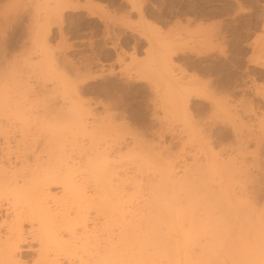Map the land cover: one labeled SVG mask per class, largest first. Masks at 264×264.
Instances as JSON below:
<instances>
[{"label":"bare ground","instance_id":"6f19581e","mask_svg":"<svg viewBox=\"0 0 264 264\" xmlns=\"http://www.w3.org/2000/svg\"><path fill=\"white\" fill-rule=\"evenodd\" d=\"M14 2L12 1L14 5L17 4V1L16 3ZM29 2L31 1L29 0ZM234 2L235 6L233 7L236 9L234 11L240 13L244 5L241 0H234ZM255 2L260 12H258V15L253 16L254 27L258 28L262 34L259 35L258 33L250 42V46L254 56V64L264 67V0H255ZM47 3L50 5L49 2ZM37 5L39 6V4ZM52 5H54V8L50 10L46 9V5L44 6L43 4L46 12L44 9L41 13H45L44 15L40 14V12L38 13L39 10H36L39 19H36V13L31 15L35 18H33L32 34L30 33L33 40L31 42L34 44L32 53H35L37 59L30 63V67H32L31 70H36L35 73H40V76L41 74L49 75V73H53L52 70L55 68L53 65L55 55H53V52L51 53L52 49L50 50V47H48L45 26L49 25L47 22L51 18L58 19L61 17L63 9L68 7L64 0H55ZM51 7L49 6V8ZM1 11L0 15L2 14ZM40 15L43 16L40 17ZM44 23L47 25L44 26ZM214 24L207 31L205 30L204 39L208 41L211 39L226 40L225 31L222 30L220 22L218 24L215 22ZM4 25L6 26V23ZM149 27L152 28V26ZM28 29L30 30V28ZM43 29L45 33H43ZM183 30L186 32V29L183 28ZM157 47L160 50L158 49L156 56L155 54L152 57L150 56V64L148 63L149 66L147 67L149 68L148 71H153L152 73L157 77V82H160V86L162 85L161 104L164 108V114L170 113L171 116L174 115L172 117L175 119L176 116L182 118V123L180 124L182 130L179 131L184 133V136L182 137V134L178 138L180 140L183 138L191 139L196 132L194 127L196 126L198 130L197 126L204 124L201 121L202 118L201 120H192L187 112L192 98L195 96H202L203 98L204 96V99L205 97L211 98H209V104L214 112L211 113L216 115L219 113L220 118L223 117L224 121L226 117L229 120V125L230 121L232 122L234 141L228 148L226 147L227 149L222 147L218 151H213V147L210 146L212 142L206 141L212 136L213 129L208 128L207 130L205 128L203 133L199 129L198 131L202 135L198 137L196 146L194 147L193 145L189 149H185V146L181 145V148H183L176 155L175 153L171 155L170 152L166 151L165 154L161 153L163 155L157 154L158 151L155 150V153L152 148L144 146V143L140 144L135 141L133 147L130 146L129 148H133L137 152L126 155L129 157L134 155L138 158H136L138 164L134 165L136 168L133 166L135 171L133 168L131 169L133 170L131 171L132 176L129 170H127L128 172L126 171L129 163L124 162L126 169L122 168V166L125 168V165H121L123 162L119 163V161L121 162L119 159H125L124 153L127 154L132 149L128 151V148H126L128 152L121 153L123 155L121 156L118 152H120L122 147L118 146L116 151L114 149L115 154L108 151L106 144L101 145V139L96 138L97 135L93 132L94 130L90 131L87 128V115L90 114V110L83 106L82 103L78 105L80 103L79 100L77 103L73 96L67 94L68 90L66 88L68 87H66L65 83L58 79L53 84L54 86L52 85L53 87L50 86L51 90L48 89L50 93H59H57L58 103L56 99L49 98V96L43 97V95H40L41 97L38 98V92L34 93L33 91L31 94L33 87L28 77L21 76L23 75L21 72V75L19 73L18 75L16 74L18 70L14 67L16 66L14 65L15 63L10 66L6 62L7 60L2 62L0 59V131L2 132L0 134L3 135L2 141L4 143V146L2 143V145L0 144V150L11 148L9 145L11 141H8L7 136L9 130L5 127H14L12 125L15 123L19 132L18 137L12 140L15 147L12 146L15 149L12 153L13 156L11 154L13 159L5 155L8 151L2 152L7 157L6 161H2V156L0 155V211L3 212L0 222L4 223V230H0V264H264V206L257 207V204L254 203L258 202L257 195H259L260 191L257 192V195L254 192L253 196H246L242 190H236L237 187H240L246 181L247 174L242 171L247 168L248 163H254L253 166L257 165V170L262 177L253 180V182L257 185L258 190H264V162H261L255 154H252L254 151H249V154L252 152L250 156L252 158L248 163V159H245L248 153L247 143L252 139L250 140L249 136L251 133H247L248 130L244 129L246 124L244 117L247 116L246 112L253 109L250 105L244 103L236 104V100H228L226 95L222 99L213 97V94L216 95L227 90L228 83L227 85H221V83L220 86H213L210 81H207L208 79L201 81V79L198 80L197 75L179 74V71L176 72L172 54L177 52L172 49V41L167 34L159 38ZM153 52L152 50L151 54ZM202 53L204 55L207 52L204 49ZM27 59L29 61L32 60L30 57ZM29 61L25 59V62ZM3 69L6 71H3ZM145 69L147 71V68ZM135 72L137 73V71ZM139 72L136 75H139ZM143 74L141 73L140 75L143 76ZM51 75L53 78V74ZM41 78L43 79V76ZM41 78L40 80L45 82L46 79L42 80ZM75 83L72 85L73 87ZM42 84L44 85L45 83ZM43 85L41 87H45ZM210 86H213V89L210 88L211 90L208 91L207 87L209 88ZM44 92L47 91L45 90ZM161 95L159 96L161 97ZM53 97L56 98V95H53ZM37 104L40 108L39 113L37 112L38 107L36 108ZM104 108L108 110L110 106H105ZM207 113L209 114V112ZM33 114L36 116L31 120L30 117ZM208 116H211V114ZM255 119L258 121L256 124L259 127L258 134L255 133L258 136L260 135L259 137H264V115L260 119L259 117ZM29 121H32V123ZM98 122L96 121V124ZM209 122L214 125L216 121L214 123L212 121ZM210 124L207 125L210 126ZM89 126L91 125L89 124ZM181 127L179 126V128ZM65 128H68L67 130L70 128L69 131L72 128L71 132L75 135L76 133H80L81 136L89 135L87 144H82L80 141L75 143V138L67 139L70 143L73 141L72 145L75 144V149L77 148L75 151L77 153L76 157L72 156L71 151L74 150L72 146L67 147L69 149L65 147L69 144L66 145V139H63ZM12 129L15 130V127ZM35 132H38L39 135L35 134ZM74 134H71L70 137ZM212 134L213 136L215 135L214 132ZM259 137L254 135L255 144L253 145H256V147L259 146L257 139ZM105 138L103 137L102 139L105 140ZM202 140L206 141L208 146H204L205 142L203 145ZM190 145L192 144L190 143ZM223 151L226 152V155L222 157ZM183 157L185 159H182L180 164L178 162L179 165L177 166L176 158H180L181 161ZM186 157L190 159L187 160ZM132 158L134 160V157ZM116 160H119L118 163L121 166L118 165ZM119 168L124 171L119 170ZM177 168H180V170ZM140 173L145 174V176ZM243 178H245L244 182ZM54 184L60 185V195L57 193L55 196V193H51L50 187ZM236 185L237 187L235 188L234 186ZM137 192H139V196L142 193L138 201L137 199L134 200L135 197H139L136 196ZM90 207L95 210L93 214L89 213ZM97 215L102 216L101 221H97ZM114 216L116 217L115 219ZM23 223L28 224L27 230H24ZM28 251H35V253L33 252L35 255H31V258L26 259L25 253H28Z\"/></svg>","mask_w":264,"mask_h":264},{"label":"rangeland","instance_id":"374dc122","mask_svg":"<svg viewBox=\"0 0 264 264\" xmlns=\"http://www.w3.org/2000/svg\"><path fill=\"white\" fill-rule=\"evenodd\" d=\"M12 1L13 2L15 1L14 3H16V1H17V4L14 5L12 3ZM30 1L31 2H29V0H20L19 2H18V0H0V9L2 10V11L0 10L2 13L0 15V26L2 25L0 27V33H1L0 34V59L2 60V62L7 60L6 62L10 66H12L15 63L14 65H16V66H14V67H16V69L18 70V72L16 74L17 75H18V73H19V75L23 74L21 76H25V78L28 77V80L31 83V86L34 89V90L32 89L31 94L33 93V91H34V93L38 92V94H39V95H37L38 98L41 97L40 95H43V97L49 96V98L56 99V101L58 103V99H57L58 98V95H57L58 92L57 93L56 92L50 93V92H48L49 91L48 89L51 90V87L54 86L53 84L55 83V81H58V79H59V81H62V83H65L66 87L69 88V89L66 88L68 90L67 94H70L71 96H73L74 100H77L76 101L77 103L79 100L80 103H78V105H80L82 103L83 106L87 107L90 110V114L87 115L88 116L87 117L88 123H86L87 128L90 131L94 130L93 132L97 135L96 138L101 139V141H100V139H98L101 142L100 144L101 145L106 144L105 146L108 148V151L110 153H112V152L115 153L114 149L116 151L118 146H120L123 148V149L121 148L120 152H118L120 155H121V153L123 154L124 152H128L129 149H132V151H130L129 153H127V154L124 153L125 156L131 155L134 152H137L133 148H129L130 146L133 147V143L136 141L137 143H140V144L144 143L143 145L144 146L146 145V147L148 146V147L152 148L155 153H156V151H158L157 154H159V153L165 154L166 152H170L171 155H173L174 153L176 155L178 152H181V149L184 146H185L184 147L185 149H189V147H191L193 145L195 147L197 142H198V137H200L202 135L201 133L204 132L203 129H205V128H207V130H208V128L213 129L212 133L214 132V134H215L213 136V134L211 133L212 136H210L208 139H206V141L209 140L212 142V144H210V146L213 147V149H214L213 151H218L222 147L228 148L229 145L231 143H233V141H234V133H233L234 131L232 128V122L230 121V125H229V122H228L229 120L226 119V117H225V121H224V119H222L223 117L220 118L219 113L217 115L213 114L214 112L211 109L210 104H209L211 98L209 97L210 98L209 99L208 97H205V99H204V96H203V98H202V96H200V97L195 96L194 98H192V100L189 103L190 108L188 109L187 112L190 114V118L192 120H201V118H202V120H201L202 123L205 124L207 122L206 125L201 124L200 126L199 125L197 126L201 130V133H199V131H198L199 129L197 130L196 126L194 127L196 132L194 134V137H192V138H194L193 140H191L192 138L189 140L185 139V138H183L182 140L179 139L182 134H183L182 137L184 136V133H180V131L182 130V127L180 125L182 123V118H180V116L179 117L176 116V119H175L174 117H172L174 115L171 116L169 112H168L169 114H167V115L164 114V112H163L164 108L161 104V102H162V95H161L162 94L161 93L162 92V85L160 86V82H157L158 81L157 77H155V75L152 73L153 71L151 72L149 70L150 71L149 72L148 71L149 68L147 67L150 64V62H149L150 56L152 57V56H154V54L156 56L158 54V49L160 50V48L157 47V41L163 35L167 34L169 36V39H171V41H172V46H173L172 49L174 51L176 50V52H177V53L172 54V58H173L172 60L175 64V67L177 70L176 72L179 71L178 72L179 74L197 75L198 80L201 79V81H205L208 79L207 81H210L213 86H220L221 83H222L221 85H227V83H228V85H227L228 89L224 90L225 92L222 91L221 93H218L216 95L213 94V97L218 98V99H220V98L222 99V97L227 96L228 100H234V101L236 100L237 101V102H235L236 104L244 103V104L250 105V107H252L253 110L246 112L247 116L244 117V121H246V124H247V125L245 124V126L248 127L251 123V125L248 128L244 126V129L248 130L247 133L248 132L251 133V134H249V136H250V140L252 139L250 142L247 143V152L248 153L246 154L245 159L246 160L248 159L247 160V163H248L252 158V157H250L251 153L254 151V153H252V154H255L256 157L259 158V160H261V162H264V152H262L264 150H261V149H264V137H259L260 135L259 136L257 135L258 131H259L258 130L259 127H257L256 123L258 121H257V119H255L256 117L257 118L259 117V119H260V117H262V115H264V67H260L256 64H254V61H253L254 56H253L251 46H250V42L255 38V36L258 35V33H259V35L262 34L258 28L254 27L253 16L258 15V12H260V10L257 9L258 5L255 2V0H243V1L241 0V3L244 5V6L242 5L243 6L242 11L243 10H245V11H243V12L240 11V13L235 12L236 9H235V7H233V6H235L234 0H224V1L223 0L222 1L221 0H133V1L132 0H64V2L67 4L68 7L66 9H63L62 16L59 18L57 17L58 19L51 18L47 22V24H49L50 26L47 25L46 23H44V26L45 25H47V26H45L46 27L45 28L46 33L44 32V29H43V33H45V35L47 36V41H48V45H49L48 47H50V50L52 49L51 53L53 52V55H55V58L57 57L56 59L54 58V64L53 65L55 66V68L53 66L54 70H52L53 73H49L50 76L48 74H43V75L41 74V76H40V73L39 74L35 73L36 70L35 71L31 70L32 67H30L31 66L30 63H33L37 59V56L35 55V53H32V50L34 49V47H33L34 44H32L33 40H32L30 35L32 34L31 29H32V25L34 23L33 22L34 16H31V15H34V13H36L37 14V16L35 14V16L37 17L36 19H39L38 13L40 12V14H43V15L45 14V13H41L45 9V7H44L45 5H46V9L48 8V9L52 10L54 8V5H52V4L55 3V0H53V1L52 0H38V1L30 0ZM47 2H49L50 5H48ZM232 2H234V3H232ZM10 3H12V4L10 5ZM37 4H39V6ZM43 4H44V6H43ZM9 5H10V7H9ZM72 5H73V7H72ZM34 6L36 7L35 10H34V8H35ZM49 6L50 7L52 6V7L49 8ZM31 7H33V8H31ZM3 8H5V9H3ZM46 9L44 10L45 12H46ZM36 10L37 11L39 10L38 13L36 12ZM13 11H14V13H13ZM5 12H6V14L4 15ZM43 15H40V17H42ZM2 17H4V18H2ZM31 19H32V21H31ZM214 19H217V20H214ZM55 20H56V22H55ZM177 21H179V22H177ZM217 21L220 22V25L222 26V30L225 31L224 32V34L226 35L225 38H227V39L224 41L223 40L222 41L221 40H215V39H211L210 41L205 40L204 34L206 33L207 29H209L211 26L215 25L214 24L215 22H216V24H218ZM5 23H6V26L4 25ZM25 23H28V24H25ZM153 24H154V26H153ZM201 24H202V26H200ZM148 25L152 26V28L149 27ZM48 27H49V30H48ZM28 28H30V30ZM183 28L186 29V32L183 30ZM57 29H58V31H57ZM143 29L145 32L143 31ZM243 29H245V30H243ZM201 30H203V31H201ZM117 36H118V38H117ZM149 38H151V39H149ZM182 39H183V42H182ZM31 40H32V42H31ZM148 41L149 42L151 41L154 44H152L151 42L149 43ZM68 45H69V47H68ZM132 45H134V46H132ZM221 45H222V48H221ZM223 46H225V47H223ZM32 47H33V49H32ZM56 47H57V49H56ZM149 47H150V49H149ZM114 48H115V50H114ZM54 49H56V50H54ZM204 49L206 50L207 53H205L203 55L202 51ZM152 50L154 51L153 54H151ZM222 53H224V54H222ZM27 55H29V56H27ZM28 57L32 58V60H30L31 62L29 61V59H27ZM88 58H89V60H88ZM92 58H93V60H92ZM129 58L132 60H130ZM25 59H26V61H29V62H25ZM66 60H67V62H66ZM22 61L24 64L22 63ZM193 63L196 66H194ZM25 64H26V66H25ZM237 64H239V65H237ZM17 65L19 66V69H18ZM20 65H21L22 69H21ZM28 65H29L30 69H29ZM58 65H60V66L62 65L61 66L62 70L60 69V66H58ZM88 65H90V66L88 67ZM126 65H127V67H126ZM58 67H59V69L57 70ZM144 67L147 68V71ZM141 68L143 69V72H142ZM64 70L66 71V73ZM139 70H140V72H139ZM239 70H240V72H239ZM3 71H6V70L3 69ZM25 71L28 72L29 74L26 73ZM31 71H33V72H31ZM55 71L57 73L58 72L59 73L57 74ZM135 71H137V73ZM20 72H21V74H20ZM138 72H139V75H136V74H138ZM82 73H84V75H82ZM141 73L142 74L144 73L143 76L140 75ZM51 74H53V78L51 77L52 76ZM44 75H46V76L44 77ZM58 75L59 76L62 75V76L59 77ZM148 75H150V76H148ZM208 75H209V78H208ZM42 76H43V79L41 78ZM40 78L42 80L46 79L45 82L41 81ZM51 78H52V80H51ZM81 78H83V79H81ZM226 79H228V80H226ZM63 80H65V81H63ZM32 82L34 83V85ZM40 82H41V84L45 83L44 85L42 84L45 87H41L42 85L39 84ZM74 83H75V86L73 87L72 85ZM233 84H234V86H233ZM157 85H158V87H157ZM213 86L212 87L210 86L209 88L207 87V90L209 89L208 91H210L211 90L210 88L213 89ZM233 87H235V88H233ZM73 89H74V91H72ZM45 90L49 94L47 92H44ZM231 90H232V92H231ZM40 93H42V94H40ZM228 93H229V95H228ZM52 94L54 96L56 95V98L53 97ZM159 95H161V97ZM84 101H86V102H84ZM104 105L107 107L110 106V109L106 110L104 108L105 107ZM38 106L39 105L37 104L36 108ZM112 109H113V111H112ZM157 110H158V112H157ZM254 110H255V112H254ZM39 111H40V108L38 107L37 112L39 113ZM194 112H196V113H194ZM207 112H209V114ZM211 112H213V113H211ZM38 113H36V114H38ZM34 114L30 117L31 120L33 117L36 116ZM191 114H193V115H191ZM210 114H211V116H208ZM163 115H165V116H163ZM193 116H196V117H193ZM206 116H207V118H206ZM119 117H121V118H119ZM168 117H170V118H168ZM216 117H218L220 119H218ZM253 118H254V120H253ZM172 119H173V121H172ZM96 121L97 122L101 121V122L100 123L98 122L96 124ZM209 121H212L213 123L215 121L216 122L214 123V125H211ZM29 122L32 123V121H29ZM105 122H106V124H105ZM107 123H109V124L107 125ZM89 124L91 126H89ZM207 124H210V126ZM15 125H16L15 123L12 125L15 127V130L12 129L14 127H11V126L5 127L6 129L9 130L7 132V136H8V141H11L9 143L11 148H9L7 150L5 148L2 151L0 150V152H1L0 155L2 156V159H1L2 161H6L7 157H5L3 155V153H5L7 151L9 152V153L7 152V154H9V155H7V154H5V155L10 157L11 159H13L12 153L14 152L15 147H14V143H12V140L14 138H17L18 134H19V132L17 130V126H15ZM178 125L181 128H179ZM203 126H205V127H203ZM114 127H116V128H114ZM213 127H215V128H213ZM69 130H70V128H69ZM69 130H67L66 132L63 131V133H64L63 139H66V142H67L66 145L68 143L71 144V145L68 144L65 147H66V149H69L67 147L72 146V148H74V150L71 151L72 156L74 155L76 157L77 153L75 151L77 148L75 149V147H76V146H74L75 144L72 145L73 141L70 143L67 141V139L70 140V138H73V139L75 138L76 139V140L74 139L75 143L77 141H80L82 144H87V141H88L87 139L89 138V135L87 136L85 134L86 137H85V135L81 136L80 133H76V135H75L74 133L71 132L72 128H71V131H69ZM69 132L71 134H74V135H72L70 137L71 134ZM73 132H74V130H73ZM172 132H174V133H172ZM36 133H37V135H39L38 132H35V134ZM177 133H178V135H177ZM106 134H108V135H106ZM119 135H120V137H119ZM216 135H218V136H216ZM254 135H255V137H259L257 139L259 141L260 147L259 146L256 147V145H253V144H255ZM2 136L3 135L0 134V144L2 143L4 146V143L2 141V138H3ZM223 136H224V138H223ZM35 137H38V136H35ZM103 137L104 138L106 137L105 140L102 139ZM203 139H205V138H203ZM114 140H116V141H114ZM140 140L141 141L143 140V142H141ZM186 140H187V142H186ZM4 141H5V139H4ZM85 141H86V143H85ZM151 141H154V142H151ZM189 141H193V142H189ZM206 141L202 140L203 145L205 142L204 146H208V145H206L207 144ZM116 142H118V143H116ZM145 142H146V144H145ZM147 143H148V145H147ZM190 143L192 145H190ZM156 144H157V146H156ZM110 145H112V146H110ZM161 145H163V146L160 147ZM181 145L183 146L182 148H181ZM164 147H165V149H164ZM109 148H110V150H109ZM126 148H128V151ZM258 150H259V152H258ZM249 151H252V152L249 154ZM71 152L69 151L70 154H71ZM222 153H223L222 157L226 155L225 154L226 152L223 151ZM11 154H12V156H11ZM161 155H163V154H161ZM121 156H123V155H121ZM126 157H125V159L120 157L121 159H119V160H121V162L119 160L118 161L120 164L123 162V164H121V165H125V168H124V166H122L123 169H126L125 163H129V165H130V163L132 162V164H131L132 166L130 165L131 168L128 165L127 166L128 168L126 169V171L129 170V172L131 174V171H133L136 168V166H134V165L138 164V161L136 160L137 157L134 155H132L131 157H129V156H126ZM132 157H134V160ZM182 159H185V157L181 158V161H180V158L179 159L176 158L177 162L176 161L175 162L177 163V166L180 163H182ZM186 159L189 160L190 158L186 157ZM118 161H117V163H118ZM178 162H179V164H178ZM119 163H118V165H120ZM253 165H254V163H248L247 164V168H245L244 171H242L243 173L247 174L246 175L247 176L246 181L244 182L245 178H243L244 183H242V184L240 183L241 184L240 187H237V185L234 187L235 188L237 187L236 190H242V192L245 193L246 196L247 195L251 196L254 192L257 195V192L260 191L259 195H257L258 196L257 197L258 202H254V203L257 204L256 205L257 207L258 206L261 207V206H264V205H262V204H264V201H262V200H264V190H258L257 189L258 187L253 182V180L260 179L262 177V175L258 172L257 167H256L257 165L256 166H253ZM133 166L135 168H133ZM132 168H133V170H131ZM123 169L119 168V170H121V171H124ZM177 169L180 170V168H177ZM133 174H135V172H133ZM140 174L142 176H145V174L143 175V173H140ZM131 176H132V174H131ZM59 189H60V185H57V184L51 185V187H50L51 193H55V196L57 193L60 195ZM250 190H252V191H250ZM60 192H61V190H60ZM140 195L142 196V193H140ZM136 196H139V192H137ZM141 196H139L137 198L135 197L134 200L137 199V201H138V199L141 198ZM257 199H256V201H257ZM91 209H92V207L89 208V213L93 214L95 210L94 209L91 210ZM1 212L2 211H0V219H2V216H3L2 215L3 212L2 213ZM100 215H97L98 216L97 221L102 220L101 219L102 216H100ZM115 218L116 217L114 216V219ZM3 225H4V223H1L0 228ZM22 226L25 227V228L23 227L24 230L28 229L27 223L26 224L23 223ZM2 228L0 230L3 231L4 226ZM33 252L35 253V251H30V252L28 251V253L26 252L25 253L26 259L31 258V255L34 256L35 254ZM225 260H227V259H225ZM226 262H228V260Z\"/></svg>","mask_w":264,"mask_h":264}]
</instances>
